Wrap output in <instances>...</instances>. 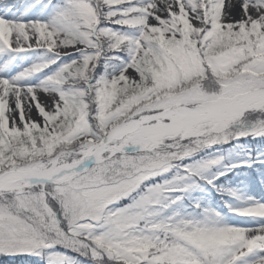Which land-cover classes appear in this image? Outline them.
Returning a JSON list of instances; mask_svg holds the SVG:
<instances>
[{
	"label": "snow or ice",
	"instance_id": "snow-or-ice-1",
	"mask_svg": "<svg viewBox=\"0 0 264 264\" xmlns=\"http://www.w3.org/2000/svg\"><path fill=\"white\" fill-rule=\"evenodd\" d=\"M0 264H264V0H0Z\"/></svg>",
	"mask_w": 264,
	"mask_h": 264
}]
</instances>
